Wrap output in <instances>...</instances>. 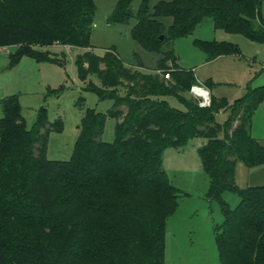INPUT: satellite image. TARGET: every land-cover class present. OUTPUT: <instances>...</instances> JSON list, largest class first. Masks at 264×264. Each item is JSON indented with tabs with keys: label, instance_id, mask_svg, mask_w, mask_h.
Wrapping results in <instances>:
<instances>
[{
	"label": "trees",
	"instance_id": "trees-1",
	"mask_svg": "<svg viewBox=\"0 0 264 264\" xmlns=\"http://www.w3.org/2000/svg\"><path fill=\"white\" fill-rule=\"evenodd\" d=\"M134 1L117 0L109 22L134 19L131 36L160 56L157 67H128L115 47L101 57L87 51L76 58L83 81L95 75L101 82L86 89L113 105L107 113L86 111L70 160L47 157L50 133L63 131L61 119L51 123L43 107L29 130L20 95L1 100L0 264H166L167 222L181 192L163 156L194 139L204 141L197 151L210 180L208 198L225 219L215 229L221 264H264V185L241 189L235 181L239 162L264 167V144L251 134L264 86L232 104L212 97L210 107H200L187 96L198 80L173 50L208 19L216 29L264 43V2L141 0L134 12ZM95 15V0H0V47L15 49L9 69L27 56L56 62L38 48L90 49ZM196 44L209 61L240 55L229 43ZM166 96L187 110L170 107ZM221 112L228 113L224 122ZM108 118L117 120L112 143L102 138ZM228 192L240 198L235 208L223 199Z\"/></svg>",
	"mask_w": 264,
	"mask_h": 264
},
{
	"label": "rangeland",
	"instance_id": "rangeland-1",
	"mask_svg": "<svg viewBox=\"0 0 264 264\" xmlns=\"http://www.w3.org/2000/svg\"><path fill=\"white\" fill-rule=\"evenodd\" d=\"M140 3L141 0L133 2L134 12ZM116 4L117 0H95L96 15L90 49L63 45L38 48L43 55L56 62H37L27 56L11 70L9 58L15 49L0 47V102L3 97L19 94L22 115L29 130L36 125L43 107L51 123L60 119L63 121V131L51 132L49 136L47 157L52 161L70 160L80 135L82 119L88 109L107 113L113 105L112 100H100L96 93L86 89L91 82L97 86H101V82L95 75H90L86 81L79 77L76 65L78 56L93 51L101 57L115 47L120 59L128 67H135L139 63L146 70L157 67L160 56L145 51L131 36L136 24L134 19L123 25L109 22ZM262 7L264 19V3ZM196 40L232 44L239 48L240 55L221 56L209 61ZM173 50L179 66L194 72L198 87L206 89L204 83L211 80L214 84L209 90L212 95L225 97L231 104L244 97L250 89L264 86V43L216 29L211 19L198 26L193 35L177 39L173 43ZM187 96L199 105L201 99L193 93ZM80 98H84V103ZM165 101L172 108L187 110L173 96H166ZM124 110H127L126 107ZM227 116L225 113L218 118L224 122ZM3 117L0 104V121ZM252 123V136H264V101L254 111ZM116 124V119H107L102 136L104 142H114ZM199 143L198 139L191 140L185 148L168 149L163 156L164 169L172 185L181 192L178 210L167 222L166 264H221L215 229L225 219L220 204L208 198L210 180L196 150ZM249 170L242 162L236 167L235 181L241 189L248 185ZM223 199L232 208L240 202L236 194L229 192L223 195Z\"/></svg>",
	"mask_w": 264,
	"mask_h": 264
},
{
	"label": "crops",
	"instance_id": "crops-1",
	"mask_svg": "<svg viewBox=\"0 0 264 264\" xmlns=\"http://www.w3.org/2000/svg\"><path fill=\"white\" fill-rule=\"evenodd\" d=\"M3 49H8V48H3ZM216 60V59H215ZM9 61H10V58H9ZM22 61V60H21ZM214 61V60H213ZM18 66V65H17ZM16 66V67H17ZM15 67V68H16ZM206 82H211L212 84H213V82L211 81V80H208V81H206ZM205 82V83H206ZM205 83H204V85H205ZM214 85V84H213ZM206 89L207 90H210V88L209 87H207L206 86ZM210 92V94H211V96L212 97H216V96H213L212 95V93H211V91H209ZM4 98V97H3ZM2 98V99H3ZM216 98H218V99H221L220 97H216ZM222 98H225V97H222ZM1 99V100H2ZM227 99V98H226ZM240 99V98H239ZM228 100V99H227ZM238 100V99H237ZM229 101V100H228ZM225 113H227V112H221L220 114H219V116L220 117H222L223 115H225ZM228 114V113H227ZM252 126H253V123H252ZM251 130H252V128H251ZM252 134V133H251ZM257 138V140H259L261 143H263L264 144V136H262V137H255V139ZM261 138H263V139H261ZM199 141H200V143H199V145H201L204 141L203 140H201V139H199ZM199 145L198 146H196V150L198 149V147H199ZM238 165V164H237ZM261 185H264V167L263 168H257V169H250L249 170V181H248V185L247 186H261ZM246 186V187H247Z\"/></svg>",
	"mask_w": 264,
	"mask_h": 264
},
{
	"label": "built area",
	"instance_id": "built-area-1",
	"mask_svg": "<svg viewBox=\"0 0 264 264\" xmlns=\"http://www.w3.org/2000/svg\"><path fill=\"white\" fill-rule=\"evenodd\" d=\"M197 87L198 86H194L193 88H192V90H191V93H193V95H195L196 97H198L199 99H201V100H199V106L200 107H203V108H206V107H210L211 106V94H210V92H209V90H207V89H205V88H202V87H198V88H200V89H204V90H206V92L208 93V98H201V97H199L198 95H197V93H196V91H195V89H197Z\"/></svg>",
	"mask_w": 264,
	"mask_h": 264
},
{
	"label": "bare ground",
	"instance_id": "bare-ground-1",
	"mask_svg": "<svg viewBox=\"0 0 264 264\" xmlns=\"http://www.w3.org/2000/svg\"><path fill=\"white\" fill-rule=\"evenodd\" d=\"M197 95L201 98H208V93L206 92V90L204 89H200L197 87V89H195Z\"/></svg>",
	"mask_w": 264,
	"mask_h": 264
},
{
	"label": "water",
	"instance_id": "water-1",
	"mask_svg": "<svg viewBox=\"0 0 264 264\" xmlns=\"http://www.w3.org/2000/svg\"><path fill=\"white\" fill-rule=\"evenodd\" d=\"M162 39H163V37H162Z\"/></svg>",
	"mask_w": 264,
	"mask_h": 264
}]
</instances>
